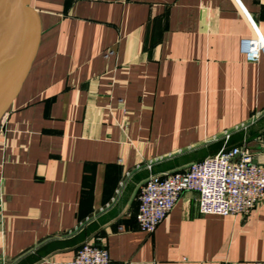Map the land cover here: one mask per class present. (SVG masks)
I'll return each mask as SVG.
<instances>
[{
	"label": "crops",
	"instance_id": "crops-1",
	"mask_svg": "<svg viewBox=\"0 0 264 264\" xmlns=\"http://www.w3.org/2000/svg\"><path fill=\"white\" fill-rule=\"evenodd\" d=\"M30 7L39 42L0 119V264L68 262L88 242L109 264L264 261V199L246 216H203L188 191L153 233L135 220L151 176L259 152L264 54L249 61L240 42L264 41V0Z\"/></svg>",
	"mask_w": 264,
	"mask_h": 264
},
{
	"label": "built area",
	"instance_id": "built-area-1",
	"mask_svg": "<svg viewBox=\"0 0 264 264\" xmlns=\"http://www.w3.org/2000/svg\"><path fill=\"white\" fill-rule=\"evenodd\" d=\"M240 50L249 61L255 62L264 54V41L256 34L241 40ZM259 146V152L247 145L221 150L184 170L151 176L138 194L135 217L138 229L153 233L188 191L197 193L198 211L203 216L249 215L264 199V139ZM49 264H109V255L103 246L88 242L76 251L72 260Z\"/></svg>",
	"mask_w": 264,
	"mask_h": 264
},
{
	"label": "water",
	"instance_id": "water-1",
	"mask_svg": "<svg viewBox=\"0 0 264 264\" xmlns=\"http://www.w3.org/2000/svg\"><path fill=\"white\" fill-rule=\"evenodd\" d=\"M26 29L25 42L16 61L18 71L6 98L0 103V119L16 96L34 57L39 38L40 21L37 12L30 7V0H0V38L14 20Z\"/></svg>",
	"mask_w": 264,
	"mask_h": 264
},
{
	"label": "bare ground",
	"instance_id": "bare-ground-1",
	"mask_svg": "<svg viewBox=\"0 0 264 264\" xmlns=\"http://www.w3.org/2000/svg\"><path fill=\"white\" fill-rule=\"evenodd\" d=\"M25 31V26L16 19L10 24L9 28L0 38V81L4 77L5 69L8 64L13 61V70L7 81L0 89V103L6 98L7 92L13 85V78H15L17 74L14 64L22 51L26 39Z\"/></svg>",
	"mask_w": 264,
	"mask_h": 264
},
{
	"label": "rangeland",
	"instance_id": "rangeland-1",
	"mask_svg": "<svg viewBox=\"0 0 264 264\" xmlns=\"http://www.w3.org/2000/svg\"><path fill=\"white\" fill-rule=\"evenodd\" d=\"M12 62L10 64H8L7 68L5 69V73H4V77H3L5 79L2 78V80L0 81V89L4 85L5 81L7 80V77L10 76V74H11V72L13 70V63ZM0 67H1V65H0Z\"/></svg>",
	"mask_w": 264,
	"mask_h": 264
}]
</instances>
